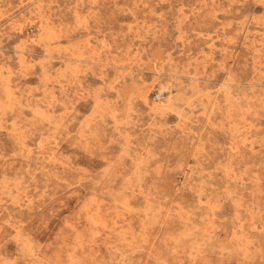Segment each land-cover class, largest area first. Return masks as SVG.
I'll return each mask as SVG.
<instances>
[{
    "label": "rangeland",
    "instance_id": "374dc122",
    "mask_svg": "<svg viewBox=\"0 0 264 264\" xmlns=\"http://www.w3.org/2000/svg\"><path fill=\"white\" fill-rule=\"evenodd\" d=\"M0 264H264V0H0Z\"/></svg>",
    "mask_w": 264,
    "mask_h": 264
}]
</instances>
